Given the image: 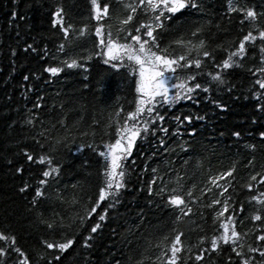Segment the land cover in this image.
I'll list each match as a JSON object with an SVG mask.
<instances>
[{
  "label": "trees",
  "instance_id": "1",
  "mask_svg": "<svg viewBox=\"0 0 264 264\" xmlns=\"http://www.w3.org/2000/svg\"><path fill=\"white\" fill-rule=\"evenodd\" d=\"M99 2L110 5L112 19L105 23L111 24L115 32L119 24L117 18L128 14L124 5L133 0ZM239 2L241 6H256L257 11H264V0ZM57 6L65 9V26L70 23L75 29L68 37L52 24V13ZM241 17L242 14L227 11V0H204L203 12L188 9L176 14L170 23L166 22L158 39L164 47L196 23L211 20L204 38L211 48L217 44L227 47L246 34L247 25L239 23ZM145 19L143 14H138L132 26H138ZM85 24L89 32L78 38L77 32ZM95 26L90 0H0V231L14 235L17 246L30 256L33 264H44L39 259L41 253L47 252L48 260L58 254L54 249H45L43 240L60 241L62 236L71 238L73 235L76 241L62 257L61 264H116L117 260L120 264L140 261L166 264L162 253L176 234L173 229L184 233L182 257L185 264H229V256L233 257V264H239V258L227 245H222L219 254L206 253L202 262L196 261L195 255L201 249L210 250L212 237L222 232L219 222H214L222 206L208 205L215 199L227 197L220 195L222 189L215 187L211 179L233 165L236 167L233 177L228 182L218 181L228 187L227 195L232 198V207L225 216L235 219L237 231L242 234L240 242L260 245L256 236L264 229V223L251 217L257 210L264 209V205L251 201L250 197L264 192V185L260 184V176L256 181L250 178L256 173L264 175V138L260 136L264 132V112L259 110L264 99L257 100L255 96V92L260 91L255 85L260 74H253V65L258 67L260 63L258 58H251V52L243 69L231 70L227 84L217 87L213 82L210 93L200 91V103L181 100L173 106L158 105L161 114L166 116L163 127L169 128V133L157 131L137 140L127 161V187L119 197L120 203L109 212L101 230L93 234V247L82 246L83 237L98 221V214L88 221L86 229L73 225V219L95 203L98 189L103 186L105 164L98 151L85 146L93 144L103 150L105 143L114 141L115 121L118 119L123 124L127 113L134 110L138 97V75L127 66L114 68L111 63H104L103 57L94 55L99 51ZM62 43L66 44L63 52L58 51ZM28 45L36 51L27 49ZM88 55L93 58L81 59L83 68H65L56 75L46 71L48 67L61 66L60 62L69 57L80 59ZM224 58L222 51L216 53L217 62ZM212 70L215 66L209 61L204 71ZM185 74L177 72L176 75ZM24 76H29V80H24ZM205 80L208 78H200V82ZM212 100H219L226 107L220 109ZM37 103L41 107L34 108ZM189 114L206 118L194 119L190 126L180 125V134L176 135L177 124L173 117ZM29 119L31 124L27 123ZM193 128L196 129L194 135L190 134ZM235 132L241 135L237 137ZM161 138L165 139V145H160ZM251 145H255V149ZM25 152L35 159L28 161ZM41 155H51L53 163L60 165L59 176L53 174L55 179L43 177L49 165L36 162ZM19 167H23L22 173L17 172ZM177 175L181 177L179 185ZM41 179H48L49 183L41 186ZM153 180H156L155 185L151 184ZM25 182L30 187L22 193L19 189ZM250 182L255 185L252 190L246 187ZM164 184H168L169 189L182 188L179 194L185 195L192 208L190 214L184 215L179 208L170 206L167 195L161 198L148 191L150 186L158 191ZM37 187L43 188L45 196L34 204ZM189 191L193 193L191 197L186 196ZM107 206V202H103L98 213ZM41 214L43 219L49 220L63 217L64 224L72 226L64 228L62 233H53L41 223ZM201 237L207 239L202 243ZM0 246H5V242L0 241ZM254 255L257 260L261 259L259 253ZM16 259L13 253L6 264H14Z\"/></svg>",
  "mask_w": 264,
  "mask_h": 264
},
{
  "label": "snow or ice",
  "instance_id": "2",
  "mask_svg": "<svg viewBox=\"0 0 264 264\" xmlns=\"http://www.w3.org/2000/svg\"><path fill=\"white\" fill-rule=\"evenodd\" d=\"M90 3L92 6V18L96 21L94 28V34L98 40L96 47L99 49L94 55L103 57L104 63H111L114 68L127 66L133 74L138 75L136 80L138 97L135 101L134 110L127 113L123 124L118 119L115 121L117 127L114 141L105 143L103 150H99L98 146L93 144L85 146L98 151L105 161L103 186L98 189V197L95 203L91 207L85 208L83 215L77 214L73 219V225L86 229L88 221L94 214H98V221L91 225L89 234L83 237L82 246L85 249L93 247V234L101 230L102 223L108 219L109 212L114 211L120 203L119 197L127 187V161L132 156L137 140L141 137L146 138L149 133L155 134L157 131L166 135L169 133V128L163 127L166 116L161 114L158 105L173 106L181 100H195L197 104L200 103L199 92L210 93L213 90V82L217 87L227 84V76L231 74V70L243 69L245 67L244 62L249 58L250 52L251 58L253 60L258 58L260 63L258 67L253 65L255 69L253 74H260V78L255 80V85L259 86L260 91H256L255 96L257 100L264 99V11H257L256 6H241L239 0H227V11L229 13L242 14L239 23L241 26L247 25V31L246 34L242 35V38L238 39V41H232L227 47L224 44H217L215 48H211L208 39L204 38L211 20L204 23H196L193 28H190L186 33H181L164 47H161V40L158 39L159 34L165 30L166 22L170 23L176 14H182L183 11L188 9L203 12L204 0H133V2L124 5V9L128 14L122 19L117 18L119 19V24L115 32H113L111 24L105 23V20L112 19L109 14L110 5L108 3L102 4L99 0H90ZM138 14H143L147 19L141 21L138 26L133 27V22ZM52 15L53 26L61 28L65 37H68L70 32L75 30L70 23L65 26L66 13L63 6H57ZM219 27L220 25H217V28ZM240 31L243 33L244 28L241 27ZM88 32L89 26L85 24L83 28L78 30L77 37H83ZM258 41L259 44H257ZM65 48L66 44L62 43L59 45L58 51L63 52ZM27 49L36 51L32 45H28ZM178 49L180 50L179 52H177ZM218 51L225 53V58L220 62L216 60ZM12 54H16L15 49H13ZM92 58V55L81 57L80 59L69 57L60 62L61 66L48 67L46 71L56 75L64 71L65 68H83L85 65L80 60H91ZM209 61L214 64L215 70L205 72V66ZM248 71L251 72L252 69L250 68ZM177 72H185L186 74L181 77L176 75ZM201 77H207L208 80L200 82ZM24 80H29V76H24ZM211 102L220 109L226 107L219 100H212ZM33 107L39 108L41 105L37 103ZM259 110L264 112V104L259 105ZM120 112H123V108L120 109ZM119 114L118 112L117 116ZM205 118V116H194L191 114L174 116L173 120L177 124L175 134H180V125L187 124L190 126L194 119L204 120ZM27 123L31 124L32 120L29 119ZM195 132L196 129L193 128L190 134L194 135ZM234 135L239 137L241 133L235 132ZM260 136L264 138V132H261ZM159 143L160 145H165L166 141L161 138ZM250 147L255 149L256 146L251 145ZM77 150L80 151L81 149L78 148ZM53 151H55V148H53ZM25 155L30 162L35 159L31 153L25 152ZM254 159L255 157H253ZM36 162L49 165L48 169L42 173L43 177L55 179V176H59L60 165L53 163L51 155H41ZM249 163L251 164L252 161H249ZM16 170L22 173L23 167H19ZM152 171L155 173L157 169L154 168ZM235 171L236 167L233 165L228 171L211 179V183L215 187L222 189L220 195L227 197L224 200L215 199L208 205V207H213L214 205L222 206L221 210L216 212L214 220V222H219L222 232L212 237L210 250L201 249L200 253L195 255V260L198 262H202L204 255L209 251L219 254L222 250V245H227L235 256L239 258V264H264V229H261L260 234L256 236V240L260 242V245H246L240 242L242 234L237 231L233 216H225V213H228L232 207V198L227 195L228 187L218 183V181L224 180L228 182ZM257 176L261 177L260 184L264 185V175L261 173L252 175L251 181H256ZM158 179L162 180L163 177H158ZM180 179L181 177L177 175V185H179ZM39 183L44 186L49 181L48 179H41ZM151 184L155 185L156 180H153ZM29 187L30 185L25 182L19 191L23 193ZM246 187L252 190L255 185L250 182L246 184ZM211 190V188L207 189L209 192ZM148 191L161 198L167 195V203L170 206L179 208L184 215L192 212L185 195L179 194L182 191L180 187L169 189L168 184H164L158 191H155L151 186ZM192 195L191 191L186 193L188 197ZM44 196L45 191L43 188L37 187L33 203H37L38 198ZM250 200L264 205V192L251 196ZM89 201L91 202V197H89ZM73 202L78 203L75 200ZM103 202H107L108 206L103 209L102 213H98V209H100ZM240 210L243 211V205L240 206ZM251 219L264 223V209L257 210ZM41 223L53 233H62L64 228L72 226L65 225L63 217L49 220L43 219L42 214ZM173 231L176 234L170 246H165L167 250L162 255L166 260V264H185L182 257L184 251L182 236L184 233L176 231V229H173ZM243 235L247 236L248 234L244 233ZM165 239L168 238L165 237ZM206 239V237H201V242L203 243ZM0 241L5 242V246H0V258H4L0 260V264H6L7 258L13 253L17 256L14 264H33L30 256L17 246L14 235L9 236L0 231ZM75 241V235L71 238L62 236L60 241L45 239L43 240L45 249H54L58 254L54 255L52 260H48L47 252H44L39 254V259L44 264H52L53 261L56 264H61L62 257L73 247ZM245 248H247V252H245ZM256 253H259L260 260L256 259L254 255ZM228 262L233 264L232 256L228 257ZM116 264H120V261L117 260ZM138 264H143V261L138 262Z\"/></svg>",
  "mask_w": 264,
  "mask_h": 264
}]
</instances>
